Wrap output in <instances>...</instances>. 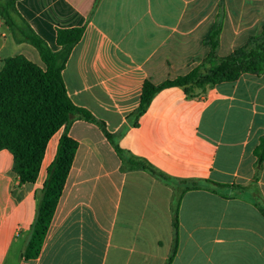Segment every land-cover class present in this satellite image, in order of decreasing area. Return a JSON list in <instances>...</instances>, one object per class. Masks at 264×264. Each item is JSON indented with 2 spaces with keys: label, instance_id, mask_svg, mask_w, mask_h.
Returning <instances> with one entry per match:
<instances>
[{
  "label": "crops",
  "instance_id": "obj_1",
  "mask_svg": "<svg viewBox=\"0 0 264 264\" xmlns=\"http://www.w3.org/2000/svg\"><path fill=\"white\" fill-rule=\"evenodd\" d=\"M16 9L52 51L57 29L83 27L61 72L72 102L105 123L120 148L171 178L122 163L91 122L75 119L77 149L41 250L24 258L30 227L61 127L49 139L37 179L19 183L0 149V264H165L178 206V246L170 264H264V70L189 97L165 87L137 113L144 80L187 73L208 53L203 39L220 14L217 54L260 31L264 0H16ZM37 49L15 42L0 18V67ZM198 186L182 191L183 180ZM208 180V181H205Z\"/></svg>",
  "mask_w": 264,
  "mask_h": 264
},
{
  "label": "trees",
  "instance_id": "obj_2",
  "mask_svg": "<svg viewBox=\"0 0 264 264\" xmlns=\"http://www.w3.org/2000/svg\"><path fill=\"white\" fill-rule=\"evenodd\" d=\"M16 0H0V18L9 27L15 42L33 45L44 63V68L22 54L8 56L0 67V149H7L13 156V171L19 183L34 182L39 174L46 145L61 127L55 156L46 168V177L36 205L29 239L24 249V258L38 256L57 202L69 173L77 141L68 135L75 119L96 124L113 146L122 163L130 169H143L152 176L170 182L171 178L119 147L105 123L86 108L72 102L67 94L62 70L73 46L80 40L83 27L58 28L57 44L60 49L52 51L37 35L16 9ZM220 14L203 39L208 53L199 64L187 73L154 84L144 80L141 86L137 113L141 114L151 98L159 90L180 86L189 97H197L207 87L234 81L241 74L259 75L264 70V23L257 34L225 56L217 54L221 31ZM256 168L264 160V137L255 148ZM182 191L198 186L197 180H183ZM208 181V180H205ZM180 196L172 203L173 242L165 264H170L178 246V206ZM264 215V207H259Z\"/></svg>",
  "mask_w": 264,
  "mask_h": 264
}]
</instances>
